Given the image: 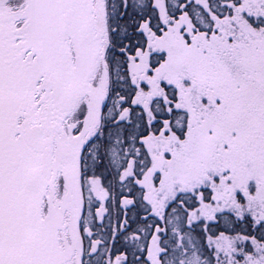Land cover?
<instances>
[{"label": "snow or ice", "instance_id": "obj_1", "mask_svg": "<svg viewBox=\"0 0 264 264\" xmlns=\"http://www.w3.org/2000/svg\"><path fill=\"white\" fill-rule=\"evenodd\" d=\"M0 264H264V0H0Z\"/></svg>", "mask_w": 264, "mask_h": 264}]
</instances>
